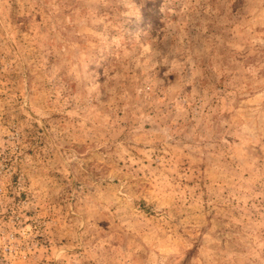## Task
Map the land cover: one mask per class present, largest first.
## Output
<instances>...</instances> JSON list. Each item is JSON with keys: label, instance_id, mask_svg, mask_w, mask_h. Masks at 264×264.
<instances>
[{"label": "rangeland", "instance_id": "obj_1", "mask_svg": "<svg viewBox=\"0 0 264 264\" xmlns=\"http://www.w3.org/2000/svg\"><path fill=\"white\" fill-rule=\"evenodd\" d=\"M0 264H264V0H0Z\"/></svg>", "mask_w": 264, "mask_h": 264}]
</instances>
